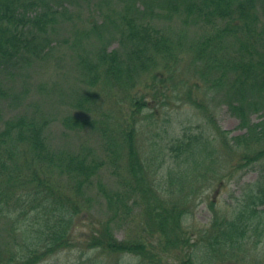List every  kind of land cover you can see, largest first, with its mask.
I'll return each mask as SVG.
<instances>
[{
	"label": "trees",
	"instance_id": "16d2710c",
	"mask_svg": "<svg viewBox=\"0 0 264 264\" xmlns=\"http://www.w3.org/2000/svg\"><path fill=\"white\" fill-rule=\"evenodd\" d=\"M81 1L84 19L72 0H0V216L20 246L3 247L0 264L72 249L90 255L77 264H255L264 241V0ZM66 26L76 48L62 97L69 144L55 148L51 117L37 106L10 112V90L26 67L48 65ZM175 103L205 124L157 133L158 110H145ZM223 105L238 121L234 135L215 119ZM249 168L256 180L232 208L207 194L210 220L192 221L207 189L216 194Z\"/></svg>",
	"mask_w": 264,
	"mask_h": 264
},
{
	"label": "rangeland",
	"instance_id": "374dc122",
	"mask_svg": "<svg viewBox=\"0 0 264 264\" xmlns=\"http://www.w3.org/2000/svg\"><path fill=\"white\" fill-rule=\"evenodd\" d=\"M71 4L78 8L80 19H84L87 16L83 1L72 0ZM262 16L264 17V13ZM98 19H100L99 16ZM75 21L79 20L76 19ZM177 26L179 25L173 24V28L171 29L173 32L172 34H175V31L178 30L176 28ZM195 30L196 28L193 26L187 28L186 35L183 37L186 43L195 37L193 34V31L196 32ZM54 38L57 43L59 41L61 44L58 43L53 53V58L46 67L32 65L26 67L20 76H15L13 78L10 93L15 95L18 94V99L12 102L10 112L17 109L22 113L24 110L31 109L34 106L40 108L46 115L51 117L52 120V124H50L46 131L48 140L52 146L60 148L69 144L67 131L64 130L62 126L63 124L61 125V116L66 111V105L65 102L62 101V97L67 93V85L71 79L74 60L73 55L76 48L70 46L72 40L69 41L68 39V43L64 41L67 38H71L67 26L66 29L59 28L54 35ZM115 45L116 43L110 45V48L115 47ZM180 73L181 70L176 72L174 77L175 81L180 78ZM155 107L159 114L157 119L158 127L156 128L158 130H155L157 133L161 132L163 128H166L168 132H172V135L176 136L181 134L183 128L186 126L195 127L198 124H205V118L203 116H198V111L190 105L175 103L169 106H162L161 104H153L152 107L145 110V112H151ZM251 118L253 121H257L258 115H253ZM215 119L221 128L226 129L229 132V135H234L239 132L237 128L238 121L229 113L225 105L216 108ZM144 129L147 130L146 127H144ZM145 140L146 138L144 141ZM71 143L74 144L75 140H71ZM96 146L97 144L95 143L94 147ZM102 172H100L101 175L99 176L98 181L106 183L107 179L111 178V172L110 170H106V168ZM256 176V170L249 168L242 171L238 177L234 178V180L226 181V184L221 186L219 190L216 191V194H214V190L217 188L215 185L207 189L203 195V201H200L195 208L192 221L195 224L202 225L208 223L210 220L211 212L208 207L209 199L206 197L207 194H209L210 197L215 195L212 198H214L217 208H220L221 210L232 208L236 203L234 196L240 195L242 189L246 188L256 180ZM98 181L93 183L94 193L96 192ZM32 214L33 212H30V216ZM5 218L11 219L8 216H5L4 218L0 216V251L3 252V247H7L9 249L17 250L18 252L20 248V246H18L19 243L18 241L15 242L12 240L13 230ZM115 234L118 237H122L123 232L117 230ZM91 255L95 260L104 258L103 255H100L96 250L93 251ZM88 256L85 255L81 257L80 252L77 249L63 250L54 253L52 256L37 264H77L80 260H85V257ZM254 258L256 262L255 264H260L261 261L262 264H264V241H261L258 244V248L254 253ZM85 264L88 263L86 262ZM132 264H135V261H132Z\"/></svg>",
	"mask_w": 264,
	"mask_h": 264
}]
</instances>
